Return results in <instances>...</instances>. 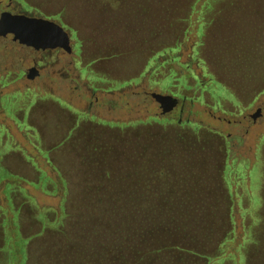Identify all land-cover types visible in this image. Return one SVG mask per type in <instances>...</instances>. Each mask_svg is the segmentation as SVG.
<instances>
[{
    "label": "rangeland",
    "instance_id": "1",
    "mask_svg": "<svg viewBox=\"0 0 264 264\" xmlns=\"http://www.w3.org/2000/svg\"><path fill=\"white\" fill-rule=\"evenodd\" d=\"M17 2L77 58L53 88H27L13 60L24 52L0 27V264H132L143 248L140 264H207L244 230L242 264H264V0ZM176 45L174 61L158 54ZM173 71L185 86L166 83ZM57 95L75 109L97 100L78 112ZM105 179L108 193L136 189L137 222L94 209Z\"/></svg>",
    "mask_w": 264,
    "mask_h": 264
},
{
    "label": "flooded vegetation",
    "instance_id": "2",
    "mask_svg": "<svg viewBox=\"0 0 264 264\" xmlns=\"http://www.w3.org/2000/svg\"><path fill=\"white\" fill-rule=\"evenodd\" d=\"M21 3L17 2V0H8L7 6L0 11V27L2 28L1 34L5 37L7 36L8 40L11 41L12 45H16V47L24 52L23 59L20 56H16L13 60L14 63H20L18 65V68L16 69V74L17 78L15 80H21L23 78H26L24 80L25 86L27 84V88L31 89H36L34 86H38V84H42L44 87H50L49 89L53 88L52 87V82L50 81V78L54 75L57 76V72L60 70L59 68L66 67L69 70H76L74 67V64H76V48L73 45L66 51L65 49L59 47V46H53L57 43L58 39L57 38L56 42L54 44L52 43L51 39L53 40L55 37H58L60 35V32L58 30H55L54 27L48 23L47 21H43L39 18H33L31 17L32 15L25 11V15H22L21 12L22 10L16 9L17 6L20 7ZM13 8H11V7ZM9 14L11 16H15L18 18H23L26 20H31L33 21V24L29 27V31L27 30L25 33V36L21 35L19 38H15L12 35V32H16L15 28L11 26V28L7 27L6 20L4 17V14ZM37 23V24H36ZM57 32H59L57 34ZM33 33V35H32ZM51 44V45H50ZM63 51V52H62ZM61 54L59 55V53ZM19 53V51H18ZM64 53V54H62ZM27 61L26 66L21 63V61ZM19 61V62H18ZM49 64L52 67H49ZM56 69L57 66H60ZM72 64V67H71ZM46 66H48L46 68ZM42 70V73H41ZM64 70V69H63ZM44 71V72H43ZM67 72V71H66ZM33 74V75H32ZM32 75V76H31ZM31 76V77H30ZM40 76V80L37 79V81H33L34 78ZM4 77V75H3ZM79 78V76H78ZM71 81L75 84L77 82L75 74L73 75V78H71ZM14 82V81H12ZM82 85V84H81ZM79 87V85L73 86V89L76 93V89ZM52 92V90H50ZM74 93V94H75ZM51 94H54L53 92ZM60 101H64V103H67L72 109L76 111H89L90 108H92V105L94 103V100H97L96 96H94V100L91 99L87 103V109L85 108H80L76 105V109L73 107L72 101H70L67 98H64L62 95H57L56 96ZM76 99V95L74 97ZM80 103V102H79ZM182 111V108H180V113ZM91 113V112H90ZM90 115H94V113H91ZM180 122V119L178 120V123Z\"/></svg>",
    "mask_w": 264,
    "mask_h": 264
},
{
    "label": "trees",
    "instance_id": "3",
    "mask_svg": "<svg viewBox=\"0 0 264 264\" xmlns=\"http://www.w3.org/2000/svg\"><path fill=\"white\" fill-rule=\"evenodd\" d=\"M194 1V0H193ZM198 1V0H195V2ZM201 7L205 6L204 3H201L200 4ZM193 13V11H192ZM187 14V13H186ZM194 14V13H193ZM176 15L178 16V13H176ZM176 15L175 13H171L170 16H168V20L171 22V21H174L176 19ZM180 15L181 13L179 14V18H180ZM198 19V18H197ZM196 19V20H197ZM202 25V24H201ZM199 25L198 28H197V31L196 33L200 34L203 32V26ZM176 48H178V46H167L166 48L162 49L158 54H161V55H168L169 54V57H167V60H171V61H174L175 58L173 56V54H171L172 52H175ZM194 51H192V54L191 56L193 57L194 55ZM157 54V55H158ZM196 57V55H195ZM199 58V57H198ZM196 58V60L198 59ZM194 59V58H193ZM195 60V59H194ZM200 60V59H198ZM187 67V65H186ZM174 71L172 72L171 75H168L169 76V79H166V83L171 85L172 84V81L175 79V80H178V82H181V84H185V79L182 77V75L176 77V78H173L174 76ZM180 77V78H179ZM154 119H152L153 121L155 120L156 122H159L160 120H157L155 117H153ZM151 120V119H150ZM161 122H164V121H161ZM110 123V122H109ZM127 123H130V122H127ZM125 123H120V126L124 125ZM113 125H117V124H113ZM164 151H167L166 149H164ZM129 176H132V175H129ZM129 180V179H128ZM130 180H135V179H130ZM100 181V180H99ZM105 181V186L106 187H99L100 188V192L98 194V196L94 197V200L92 202L93 206H94V209L96 211H99V212H109V214H114L115 212H121V213H124V214H128L129 217H131V215L134 217L132 220L133 222H137V219H136V216L137 214L139 213V209L137 208L135 210V208L137 207V205L135 204L136 203V200L138 198H136L135 194H136V189H133L132 192L129 194V197H125L122 193L120 194H117L116 192L114 191H117L113 186L115 185L116 187H118L115 182H113L112 184L110 183L111 187H112V190L114 188V191H110V193L106 192V189L108 188L109 184L106 183V182H109L111 180H102V183ZM98 186H99V183L97 184V186L95 187V193L97 192L98 190ZM133 187H136L135 185H133ZM110 188V187H109ZM128 190V189H127ZM140 196V195H139ZM97 208V209H96ZM135 210V211H134ZM130 219V218H129ZM128 219V220H129ZM230 229L233 230V233H234V229L231 227ZM247 231L244 230V234H243V238L241 239V242L239 243H233L231 244V240H230V243L231 244V252H229V250L227 249L226 251H217L216 254L214 255H207L206 256V260H207V264H223V262L225 260H228V258H230L232 261H234V264H237L239 261L241 262L242 264V260H243V254L240 253V250L243 249V244H245V242H247V240L249 239V235H248V232L246 233ZM128 235V233H127ZM155 235V234H154ZM72 236V235H71ZM137 236V235H136ZM143 236V235H142ZM233 236V234L231 233V236H229V234H227V238L226 240L224 241V243H222V245L224 246V244H228V239L231 238ZM152 237V236H151ZM228 240V241H227ZM132 242L133 241H129L128 242V246L129 247H132ZM74 246H76V244H74ZM229 246V245H228ZM229 246V247H230ZM261 251V249H260ZM141 254H145V248L143 249H137L135 250L134 254H133V259L131 260L132 264H140L141 260L140 258H142V255ZM137 255V256H136ZM79 258V255L77 256ZM119 260V259H118ZM117 260V261H118ZM262 260H264V258H262ZM73 263V264H76V257L72 258L70 261L66 262L65 264H70ZM90 264L92 263V260H90L89 257L86 258V264L89 263ZM100 264V263H98Z\"/></svg>",
    "mask_w": 264,
    "mask_h": 264
},
{
    "label": "crops",
    "instance_id": "4",
    "mask_svg": "<svg viewBox=\"0 0 264 264\" xmlns=\"http://www.w3.org/2000/svg\"><path fill=\"white\" fill-rule=\"evenodd\" d=\"M202 33H204V32H202ZM201 33V34H202ZM195 60H196V58H198L197 56L195 57V55H194V57H193ZM199 59V58H198ZM197 59V60H198ZM210 79H213L212 78V76H210ZM176 81V83H178V80H175ZM176 83H172L171 84V86H174V87H177L178 89H179V87L178 86H176ZM215 83V82H214ZM199 84L200 85H202V82H199ZM213 84V83H212ZM215 84H217V85H219V87L221 88V94L219 93V95H220V98H224V100H226V101H229V102H231V103H237V105H239V101H238V99L236 98V94L233 92H230L224 85H222L221 83L219 84V83H215ZM186 85V83L185 84H181V86L180 87H182V86H185ZM214 85V84H213ZM213 85H210L209 86V88H207L208 90H209V94H210V96H211V93H210V89L212 88V86ZM179 93L175 96V98L173 97V102H177V101H179L180 99L181 100H183V102L188 98L186 95H183L182 97H179ZM199 97V96H198ZM201 98H202V96H200ZM211 98H212V96H211ZM220 98H219V100H220ZM203 99V98H202ZM182 102V103H183ZM180 108H182V106L180 107ZM180 108H179V114H181L180 113ZM182 112V111H181ZM179 128H181V126L179 125L178 126ZM186 128H189V129H194V130H196L195 129V126L194 125H192V124H190V126H186ZM203 130H204V128H203ZM179 145H181V144H179L178 143V146ZM196 145H198V146H201V145H203L202 143H198L197 141H196ZM195 146V145H194ZM202 147V146H201ZM222 148L223 147H219V149L220 150H222ZM224 150V149H223ZM222 150V151H223ZM183 156H185L186 157V153L183 155ZM222 173H223V171H221ZM226 172L224 171V174H225ZM227 174V173H226ZM225 176V175H224ZM137 179H139V178H137ZM140 180V179H139ZM224 180V182H227V177L225 176V178L223 179ZM231 194V193H230Z\"/></svg>",
    "mask_w": 264,
    "mask_h": 264
},
{
    "label": "water",
    "instance_id": "5",
    "mask_svg": "<svg viewBox=\"0 0 264 264\" xmlns=\"http://www.w3.org/2000/svg\"><path fill=\"white\" fill-rule=\"evenodd\" d=\"M4 17L6 20L7 27L11 28V26H12L13 28H15L16 32H12V35L15 38L16 37L19 38V37H21V35L25 36L26 31L27 30L29 31V27L31 26V24H33V21H31V20H26L23 18L11 16L8 13L4 14ZM32 35H33V33H32Z\"/></svg>",
    "mask_w": 264,
    "mask_h": 264
}]
</instances>
